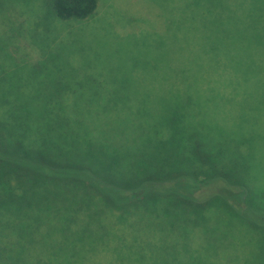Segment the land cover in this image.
<instances>
[{"label": "rangeland", "instance_id": "374dc122", "mask_svg": "<svg viewBox=\"0 0 264 264\" xmlns=\"http://www.w3.org/2000/svg\"><path fill=\"white\" fill-rule=\"evenodd\" d=\"M185 8L181 0H98L91 17L61 20L45 0H0V43H7L0 49L17 62L11 74L0 65L5 72L0 80H6L0 99L70 104L60 120L70 122L67 134L76 137L68 139L72 154L97 159L110 173L107 178L185 159L196 137L221 147L227 124L247 126L237 132L245 144L227 141L233 152L219 167L242 179L249 166L251 191L259 201L254 209L264 212V97L255 107L245 104L249 110L242 116L234 103L223 100L224 91H237L240 104L245 95L264 93L252 80L253 64L261 62L253 54L231 58L248 66L237 78L211 71L223 67L213 56L191 52L198 41L190 42ZM22 50L29 54L23 57ZM36 133L38 153L57 157L51 135ZM14 172L12 188L0 191V264H132L137 248L146 250L144 264L162 258L160 264H172L174 256L186 261L199 252L204 264H260L254 259L256 245L264 258V225L248 237L219 213L200 216L206 228L229 230L230 239L219 241V250L207 258L204 239L210 233L199 222L193 225L185 208H177L176 218L173 209L165 212L154 201L147 205L151 210H141L149 203L141 201L121 209L141 210L126 217L106 205L111 212L94 192L87 195L93 196L91 203L80 188L63 187L59 178L41 184ZM161 239L171 245L167 251L154 246ZM182 246L188 250L173 254Z\"/></svg>", "mask_w": 264, "mask_h": 264}, {"label": "trees", "instance_id": "16d2710c", "mask_svg": "<svg viewBox=\"0 0 264 264\" xmlns=\"http://www.w3.org/2000/svg\"><path fill=\"white\" fill-rule=\"evenodd\" d=\"M45 1L54 15L61 20L87 19L95 13L98 7V0ZM181 1L186 6V13L189 14V27L192 34L190 42L193 38L198 41L191 48V52L195 50L194 53L202 57H215L217 59L215 65L221 64L223 69L211 71H220L222 76L233 78L239 77L242 72H247L248 66H243V63L237 60L232 62L231 58L250 57L253 54V58H257L262 66L253 64L252 80L257 82L258 88H264V0ZM6 44L5 41L0 43V48L5 47ZM3 49H0V65L7 73L0 72L11 74L14 71L13 64L17 62L15 59L10 62L12 54H3ZM22 53L23 57L29 54L24 50ZM220 53H223L224 58H219ZM214 63L213 61L211 65ZM5 81L1 79L0 84L3 85ZM262 97L264 93L260 92L245 95L241 99L244 100L241 103L242 106L237 91H224L223 94V100L234 103L240 116L249 110L244 107L245 104H249L251 108L255 107L259 105ZM69 106L71 105L56 101L25 102L0 99V191L4 188L5 193L7 189L12 188L9 175L10 172L15 171L16 177L32 175L33 181H40L41 184L45 183L42 182L43 179L49 182L53 178H59L63 187L80 188L85 197H88L87 201L91 203H94L93 196L87 195H92L94 192L105 200L104 206H112L118 211L116 214L126 217V213L132 212L133 209L130 208L126 212H122L121 209L141 201L149 202L141 210H151L147 205L153 204L154 201L160 203L158 206L165 208L163 210L165 212L167 209H173L176 212V218L178 217L177 208H185L188 210L190 222L193 225L199 222L203 225L204 233L206 231L210 233V236L204 239L207 258L211 250L215 252L219 250L217 247L219 241L229 240L230 236L228 227H221L218 232L211 227L206 228L205 221L197 220L200 216L209 213V218H212L214 214L219 213L225 217L228 224L239 227L248 237H252L259 226L262 228L264 225V212L260 210L259 212L257 208L254 209L255 202L259 201L251 191L249 166L247 173H242L244 174L242 179L219 167L220 163L224 164L222 159L227 158L226 154L233 152L231 148L229 151L226 149L227 141L232 140L244 145L245 143L237 137V132L241 134L249 127L242 128V124L239 127L235 124H227L224 127L226 134L222 139L221 147L213 148L212 144L196 137L194 147L185 159L175 157L174 163L162 162L158 165L143 166L132 170L128 176L116 173L113 177L107 178L110 173L98 164L97 159L87 153L76 156L72 154L70 149L72 146H69L68 139L74 136L67 134V131L71 129L70 122L60 120V115L65 117L60 113ZM191 109L192 106L187 107V110L193 112ZM39 131H47L53 139L52 142L57 143L59 148L57 157L50 153H38L36 148L40 146V139L36 132ZM34 133L37 134L36 138ZM246 160L245 158L244 163L247 164ZM1 205H3L2 197H0ZM100 208H103V205ZM139 210V208L136 209L133 214H137L136 211ZM209 228L211 230H208ZM180 229V234L186 238L187 230L184 227ZM166 240L161 239L160 246L158 244L154 246L167 251L166 247L171 245H167ZM248 246L250 252V243ZM256 246L259 255L254 259L264 264V258L260 255L261 249L258 245ZM260 247L262 248V245ZM186 249L188 250L184 246L180 249H173V254H181V250L185 252ZM134 251L131 253L135 258L132 264H144L142 256L146 250L137 248ZM231 256L233 257V253ZM82 258L86 259L84 254ZM172 260L175 261L172 264L205 263L200 252L197 257H188L186 261L178 259L177 256L172 257ZM166 262L168 261H164V264ZM151 263H155L153 253ZM160 263H163V258L159 260L158 264Z\"/></svg>", "mask_w": 264, "mask_h": 264}]
</instances>
